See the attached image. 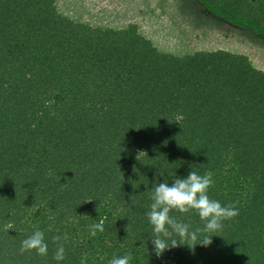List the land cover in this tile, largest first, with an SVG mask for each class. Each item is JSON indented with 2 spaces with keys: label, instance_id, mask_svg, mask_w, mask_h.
Returning a JSON list of instances; mask_svg holds the SVG:
<instances>
[{
  "label": "trees",
  "instance_id": "obj_1",
  "mask_svg": "<svg viewBox=\"0 0 264 264\" xmlns=\"http://www.w3.org/2000/svg\"><path fill=\"white\" fill-rule=\"evenodd\" d=\"M199 1L264 36V0ZM191 170L212 172L209 196L239 214L210 246L157 258L149 192ZM37 229L47 257L21 255ZM64 233L57 262L52 237ZM127 253L130 264H264V71L225 50L161 52L136 24L77 23L55 0H0V264Z\"/></svg>",
  "mask_w": 264,
  "mask_h": 264
},
{
  "label": "rangeland",
  "instance_id": "obj_2",
  "mask_svg": "<svg viewBox=\"0 0 264 264\" xmlns=\"http://www.w3.org/2000/svg\"><path fill=\"white\" fill-rule=\"evenodd\" d=\"M55 6L64 16L95 28L136 24L164 53L225 50L249 57L264 71V36L214 17L199 0H55Z\"/></svg>",
  "mask_w": 264,
  "mask_h": 264
},
{
  "label": "clouds",
  "instance_id": "obj_3",
  "mask_svg": "<svg viewBox=\"0 0 264 264\" xmlns=\"http://www.w3.org/2000/svg\"><path fill=\"white\" fill-rule=\"evenodd\" d=\"M214 185L213 173L203 175L191 170L186 177L175 176L171 183L166 181L153 184L149 192L151 200L146 218L152 228L154 253L160 258L163 253L181 246L188 247L193 253L197 245L208 247L212 244L211 233H217L224 228L225 221H231L238 216V208L234 202L222 204L209 196V190ZM147 187V185H145ZM178 212L187 216L188 220L177 219L172 215ZM196 213L203 227L193 229L191 214ZM103 220L90 226V235L96 236L97 231L103 232ZM127 230V229H126ZM69 237L67 233L52 237L56 250L53 259L57 262L66 258L65 243ZM20 254L35 252L38 256L47 257L48 244L45 233L39 229L32 232L21 241ZM131 253L123 256H113L109 264H130ZM87 255L81 257L80 264H86Z\"/></svg>",
  "mask_w": 264,
  "mask_h": 264
},
{
  "label": "crops",
  "instance_id": "obj_4",
  "mask_svg": "<svg viewBox=\"0 0 264 264\" xmlns=\"http://www.w3.org/2000/svg\"><path fill=\"white\" fill-rule=\"evenodd\" d=\"M253 64H254L255 66H257L256 62L254 63V61H253ZM262 68L264 69V67H262Z\"/></svg>",
  "mask_w": 264,
  "mask_h": 264
}]
</instances>
